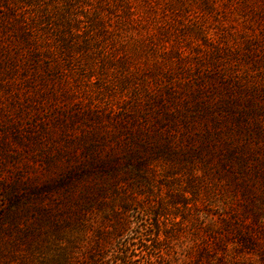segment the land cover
<instances>
[{"label": "rangeland", "instance_id": "374dc122", "mask_svg": "<svg viewBox=\"0 0 264 264\" xmlns=\"http://www.w3.org/2000/svg\"><path fill=\"white\" fill-rule=\"evenodd\" d=\"M148 1L160 16L164 3ZM183 1L188 8L170 31L149 28L163 47L107 48L63 69L58 88L68 96L40 101L36 124L25 117L24 129L10 127L17 106L0 93V264L81 258L95 229L111 231L122 215L150 225L144 238L158 248L133 246L129 264H264V22L236 12L241 4L209 14L201 1ZM122 54L129 63H119ZM98 124L107 146L131 147L143 128L168 155L137 171L89 176L83 196L67 193L55 183L81 161L85 134ZM181 192L185 203H174ZM105 245L104 263L115 264L117 240Z\"/></svg>", "mask_w": 264, "mask_h": 264}, {"label": "trees", "instance_id": "16d2710c", "mask_svg": "<svg viewBox=\"0 0 264 264\" xmlns=\"http://www.w3.org/2000/svg\"><path fill=\"white\" fill-rule=\"evenodd\" d=\"M193 1H201L200 8L204 7L209 14L216 13L223 5L241 4L234 7L236 12L264 22V0ZM161 2L164 5L159 16L152 11L148 0H0V93L8 95L13 100L12 105L17 106V120L9 121V126L16 131L24 129L25 117L31 121L30 126L36 124L38 117L43 115L40 101L51 104V101L65 100L67 91L58 88L63 78V69L71 70V64L90 59L92 56L88 54L91 52H103L107 48L112 53L123 51L124 48L134 52L147 47L157 49L156 45L163 47L160 44L162 37L155 39L149 28L160 36L165 34L171 30L176 18L183 11L186 12L188 5L183 0ZM132 31L134 36L131 35ZM248 43L256 47L260 40L255 38ZM75 54L80 56L75 57ZM118 59L121 65L131 60L125 54ZM198 107L201 110L203 105L199 103ZM3 114L9 117V111ZM38 123L43 124V121ZM101 125L86 132V140L79 154L81 161L70 165L55 183L67 193L79 189L83 196L87 188L83 187L82 181L89 176L103 178L104 174L112 176L121 170L137 171L151 157L168 155L169 146L154 139L143 128L138 129L132 137L131 147L107 146L106 133L101 131ZM189 187L192 189V197L196 199L199 194L196 184L192 182ZM66 201L68 203L64 212L71 217L73 209L69 207V198ZM185 201L182 192L174 194V203ZM42 216L50 220L53 229L60 228L55 214L44 212ZM65 220L63 223L66 225L68 222ZM149 226H134L128 217L122 215L111 231L104 233L99 228L95 229L93 244L85 252L86 255L72 258L65 264H105L104 255L107 252L103 249L111 239H116L121 249L116 254L115 264H129L131 250L139 243L144 248H150L147 251L158 252L157 245L147 243L144 238ZM154 235L156 237V233Z\"/></svg>", "mask_w": 264, "mask_h": 264}]
</instances>
